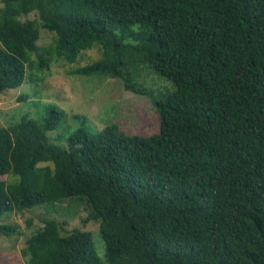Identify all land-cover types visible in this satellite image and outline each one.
I'll return each mask as SVG.
<instances>
[{"label":"trees","instance_id":"obj_1","mask_svg":"<svg viewBox=\"0 0 264 264\" xmlns=\"http://www.w3.org/2000/svg\"><path fill=\"white\" fill-rule=\"evenodd\" d=\"M0 3V91L96 44L102 56L70 72L146 94L136 78L149 67L176 86L154 98L151 136L113 123L63 146L48 135L66 115L54 105L0 126V175L14 176L0 178V216L69 201L106 244L102 259L91 231L45 217L26 264H264V0ZM41 28L56 33L43 46ZM15 230L0 222V237Z\"/></svg>","mask_w":264,"mask_h":264},{"label":"rangeland","instance_id":"obj_2","mask_svg":"<svg viewBox=\"0 0 264 264\" xmlns=\"http://www.w3.org/2000/svg\"><path fill=\"white\" fill-rule=\"evenodd\" d=\"M23 18L38 19V15L31 12ZM55 37V32L41 28L38 44L47 45ZM101 56V46L96 44L91 49L83 50L73 63L63 59L53 60L49 67L38 72L43 75L38 81L26 80L20 86L0 91V126H7L25 114L39 118L46 115L50 106L54 105L64 110L66 115L48 135L52 139L59 136L57 141L63 146L68 144V137L80 127L97 133L117 123L123 131L132 135L151 136L158 133L160 115L153 100L162 92H172L176 88L174 82L147 67L136 78L147 88V93L141 94L128 90L119 77L70 72ZM23 94L28 96L26 100L21 99ZM0 178L13 179L14 176L2 174ZM57 206L56 210L49 211L46 205H38L0 216L1 223L16 227L15 232L0 237V264L27 263L22 249L32 232L43 225L45 217L67 221V231L74 227L91 231L98 255L102 259L106 258V244L99 223L95 220L83 222L87 217L84 207L69 205V201L58 203ZM29 220L31 225L28 224Z\"/></svg>","mask_w":264,"mask_h":264}]
</instances>
